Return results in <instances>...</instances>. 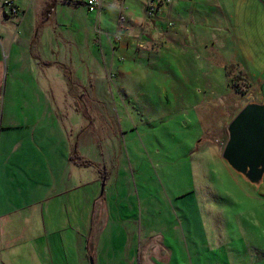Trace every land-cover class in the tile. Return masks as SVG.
I'll use <instances>...</instances> for the list:
<instances>
[{
    "label": "rangeland",
    "instance_id": "rangeland-1",
    "mask_svg": "<svg viewBox=\"0 0 264 264\" xmlns=\"http://www.w3.org/2000/svg\"><path fill=\"white\" fill-rule=\"evenodd\" d=\"M43 1L33 0L32 17ZM180 2L147 18L143 0L123 11L107 2L97 14L55 0L53 36L85 89H73L77 110L66 113L107 140L112 174L99 194L119 216L135 210L136 264H264V176L253 184L221 156L229 122L264 101V29L251 36V22L238 24L243 12L233 28L235 0ZM93 231L120 242L100 220Z\"/></svg>",
    "mask_w": 264,
    "mask_h": 264
},
{
    "label": "crops",
    "instance_id": "crops-1",
    "mask_svg": "<svg viewBox=\"0 0 264 264\" xmlns=\"http://www.w3.org/2000/svg\"><path fill=\"white\" fill-rule=\"evenodd\" d=\"M180 1L170 6L177 8ZM32 2L0 0V264H90V259L98 264L102 256L109 264H136L135 253L142 249L135 236V210L120 211L119 216L102 202L101 182L112 174L107 140L102 145L93 135L94 122L76 128L70 124L66 112L77 109L62 67L70 69L72 63L66 64L64 48L53 36L50 0L34 8L33 17ZM235 10L233 28L243 12L238 24L250 29L251 22V36L258 27L264 29V0H235ZM173 12L181 15V10ZM33 43L37 54L32 53ZM73 78L84 89L82 78ZM75 147L93 164L71 161ZM99 220L120 230L118 244L111 243L109 233L100 242L93 231Z\"/></svg>",
    "mask_w": 264,
    "mask_h": 264
},
{
    "label": "water",
    "instance_id": "water-1",
    "mask_svg": "<svg viewBox=\"0 0 264 264\" xmlns=\"http://www.w3.org/2000/svg\"><path fill=\"white\" fill-rule=\"evenodd\" d=\"M227 133L222 158L249 182L259 184L264 176V101L246 104L227 125Z\"/></svg>",
    "mask_w": 264,
    "mask_h": 264
},
{
    "label": "built area",
    "instance_id": "built-area-1",
    "mask_svg": "<svg viewBox=\"0 0 264 264\" xmlns=\"http://www.w3.org/2000/svg\"><path fill=\"white\" fill-rule=\"evenodd\" d=\"M74 5H84L86 9L94 14H97L107 4L106 0H65ZM177 0H143V12L147 18H154L161 14L166 7H169L173 2ZM111 5L118 10L124 9L126 0H111ZM12 14L16 13V9L13 7L12 1L6 2Z\"/></svg>",
    "mask_w": 264,
    "mask_h": 264
},
{
    "label": "trees",
    "instance_id": "trees-1",
    "mask_svg": "<svg viewBox=\"0 0 264 264\" xmlns=\"http://www.w3.org/2000/svg\"><path fill=\"white\" fill-rule=\"evenodd\" d=\"M54 2H55V0L54 1H50L47 4V11L48 12L51 11V9L53 8ZM62 69H63V72H64L65 77H66L68 92H69V94L71 96H73V97L76 98V94H74L73 89L75 87H80L81 88V86L74 80L73 75H72V72H71L70 69H68L65 66H63ZM83 92H84V89L81 88V93H83ZM82 113L85 116V118L88 119V115L86 114V109L83 110ZM70 160L73 161L75 164H77L79 166H87V165L89 166V165H92L93 164L91 161L82 158L79 155V153L77 152L76 147H75V149H73L72 153L70 154ZM101 174L104 177V175L106 174V172L105 171L104 172L102 171Z\"/></svg>",
    "mask_w": 264,
    "mask_h": 264
}]
</instances>
